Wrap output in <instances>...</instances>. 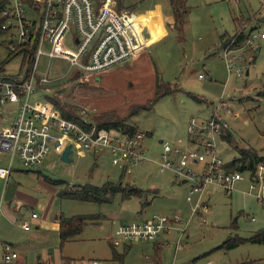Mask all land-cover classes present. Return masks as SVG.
<instances>
[{
	"label": "rangeland",
	"instance_id": "rangeland-1",
	"mask_svg": "<svg viewBox=\"0 0 264 264\" xmlns=\"http://www.w3.org/2000/svg\"><path fill=\"white\" fill-rule=\"evenodd\" d=\"M109 7L138 22L146 47L99 73L75 72L59 58L49 64L41 59L38 90L30 97L34 107L54 112L48 98H58L60 103L70 105L76 116L92 119L94 124L110 111L105 120L116 117L147 133L143 145L150 160L160 158L159 141L181 149L193 148L185 142L189 120L206 122L216 111L226 122L225 135H231L229 141L217 140L223 162L229 163L239 156L238 150L245 149L264 157V39L259 38L264 32V0H110ZM252 27L257 34L255 45L242 46L237 53L242 58L227 71L219 57L220 38L234 34L236 28L248 32ZM9 41L8 36L0 35V75L4 76L18 74L25 67L24 55L9 56ZM41 77L46 82H41ZM157 79L168 87L164 96L154 89ZM134 104L144 108L129 115ZM15 112L11 103L0 105V127L7 125ZM70 156L72 162H65L49 152L42 165L27 168L13 156L12 165L21 175L15 179L16 185L11 177L7 189L19 186L38 200V205L21 207L17 216L23 222L30 220L31 212L38 220L42 218L45 207L52 216L94 218L75 238L63 242L50 228L33 239L32 222L28 232L14 225L13 231L22 241L30 239L37 245L21 252L24 264H264V242L251 239L264 230V202L254 197L255 191H249L248 170L240 173L244 179L237 181L229 193L216 184L206 187L202 199L207 208L200 207L201 214L190 215L192 203L184 199L189 184H181L169 171L160 172L153 162L141 161L123 172L112 165L105 152H73ZM4 158L8 162L10 157L6 154ZM188 168L202 171L200 163ZM28 169L40 175L23 172ZM50 180L64 183L53 185ZM105 181H120L143 194L124 199L116 194L110 202L98 204L58 199L54 192L74 191V184L101 186ZM145 201L150 204L141 208ZM171 213L180 215L182 224L188 221L179 247L174 244L178 236L174 231L154 242L141 240L127 248L111 246L110 232L120 222ZM203 219L205 223H201ZM163 241L167 243L161 245ZM113 251L120 255L119 262L112 260Z\"/></svg>",
	"mask_w": 264,
	"mask_h": 264
},
{
	"label": "built area",
	"instance_id": "built-area-1",
	"mask_svg": "<svg viewBox=\"0 0 264 264\" xmlns=\"http://www.w3.org/2000/svg\"><path fill=\"white\" fill-rule=\"evenodd\" d=\"M110 0H0V35L8 36L9 53L24 55L25 67L18 74L0 75V105L15 106V116L10 124L0 128V151L9 155L8 166H0V176L7 178L13 156L27 167L42 165L49 152L60 155L70 146L72 155L84 153H106L112 165L121 170H132L141 161L153 162L160 172H171L178 181L189 184L184 199L192 203L190 215L201 214L206 209L202 197L206 187L218 185L226 193L234 189L237 181L244 177L240 171L228 172L217 151V140L227 131L225 120L216 111L206 122L191 118L187 132L198 143L193 148H179L168 142L162 143L160 158L150 160L144 153L143 141L146 134L135 130L129 134L120 129L98 128L90 120L82 119L81 124L64 119L56 109L49 112L33 106L30 97L38 90L39 66L41 59L49 64L55 58L68 62L71 69L82 74L99 73L102 70L126 61L146 47L137 21L127 14L109 7ZM238 1V0H234ZM257 34L252 32L241 46L221 49L219 57L227 71L234 67L237 53L244 47H253ZM264 39V32L259 34ZM65 45L71 46L68 49ZM67 43V44H66ZM240 55V56H239ZM239 71L238 69L236 70ZM202 79L203 75L198 74ZM41 82H46L41 77ZM222 107L227 106L221 102ZM226 108V107H225ZM198 133L203 136L199 138ZM202 165L197 173L188 168L190 164ZM249 191L264 202V164L256 165L249 175ZM1 208V205H0ZM36 217L35 213L31 214ZM204 222V219L201 223ZM187 222H180V215H153L138 221H122L109 235L112 247H126L139 240H157L169 231L177 233L174 244L179 247L186 233ZM30 225L23 224L28 230ZM164 245L167 241H163ZM3 261L14 259L17 254L9 245H3ZM90 264H96L92 261ZM251 264H261L253 262Z\"/></svg>",
	"mask_w": 264,
	"mask_h": 264
},
{
	"label": "trees",
	"instance_id": "trees-1",
	"mask_svg": "<svg viewBox=\"0 0 264 264\" xmlns=\"http://www.w3.org/2000/svg\"><path fill=\"white\" fill-rule=\"evenodd\" d=\"M264 21V17H263ZM253 29L250 28L248 32H245L244 29H236L234 34L228 36L223 35L220 38V49L226 47V45L230 46H239L242 44L243 40L253 32ZM1 34V33H0ZM9 56H13V53H8ZM252 62V60H251ZM0 69H3L2 66ZM75 72H78L75 70ZM155 91H157L160 96H164L166 93H168V87L166 84L161 83L157 79L155 87ZM50 103L53 105L55 109L60 110L61 116L69 121H74L76 123L81 124V121L83 118L78 117L73 112L74 109L64 103H60L58 101V98L52 99L51 97L48 98ZM144 108L141 105H133L130 108L129 115H133L137 110ZM110 112V111H108ZM108 112L103 113L101 121L97 123L98 128H113L117 130H121L125 133L132 134L137 130L133 126L129 125L128 123H125V120H117L116 117L113 120H105V116L108 114ZM90 119V118H89ZM92 121V119H90ZM93 122V121H92ZM221 138L227 139L228 141L231 139V135H220ZM239 156L236 158L234 157L229 163H225L223 167L230 172V170H237L240 172H244L248 170L250 173H253L256 169V165L263 163L264 164V157H258L253 151L245 149V150H238ZM125 172V170H123ZM51 181V180H50ZM53 185H58L64 183L62 180L58 181H51ZM75 187H77L76 190L70 191V190H62L59 189L57 192L58 199L65 198L69 200H78L82 202H95L98 204L110 202V199L115 196L116 194H119L121 199L128 198V197H138L140 198L143 194V191L140 189H136L133 187L127 188L126 185H122V183L119 181L117 183H113L110 181H105L101 186H95V185H89V184H74ZM148 203V201L143 202L142 206H145ZM59 234H60V241H66L70 240L76 237L81 231L83 225L91 221V216L86 215H75L71 217H64L62 215L59 216ZM252 240L257 242H264V230L257 232L252 238ZM229 243L230 239L227 240ZM225 244V243H223ZM222 244V245H223ZM128 246L124 247L127 248ZM112 260L115 262H119L120 255H118L116 252H112Z\"/></svg>",
	"mask_w": 264,
	"mask_h": 264
},
{
	"label": "crops",
	"instance_id": "crops-1",
	"mask_svg": "<svg viewBox=\"0 0 264 264\" xmlns=\"http://www.w3.org/2000/svg\"><path fill=\"white\" fill-rule=\"evenodd\" d=\"M13 110H14V107H13ZM13 118L10 119V121L7 125L10 124V122ZM7 125H4V127ZM2 127H0V128H2ZM145 134L147 136V133H145ZM224 134L225 133H223V135ZM196 136H199V138L203 137L201 135V133H198V135H196ZM186 137L187 138L185 139V142L189 146L194 147L196 138L190 133H187ZM159 143H160V141H159ZM5 155H6L5 153L0 151V166H3V167L8 166V163H9V160H8V162L5 160V158H4ZM70 158H71V156H70ZM146 162H148V161H146ZM18 171H20V170L15 169L13 167V165L11 164V168L9 170L8 177L2 178L0 176V205H1V208H0V264L1 263L2 264H24V257H23V254L21 255V252L22 251L26 252L27 249H31V248H34L37 246L33 240L29 239L27 241H22L20 239V236L16 235V233L13 231L14 225H17L23 232H28L31 229L30 223L32 222L33 228H34L33 239H39L40 237H42L43 236L42 233H44V230L47 228H50V229L54 230L55 233L59 234V220H60L59 216H60V214H59V216L57 214L52 216L50 213L47 212L48 209L46 207H45L46 211L44 213V216L42 218H40L39 220H38L37 215L35 218L31 217L32 212L30 213V216H29L30 220L27 222H23L21 220V218H19V216H17V214H18V212L22 206H24V205L27 206L28 204H31L33 206L38 205V200L31 198L29 196L28 192H25L26 190H22L21 188H19V186L13 187L11 185L10 188L7 189L8 180L11 179V177L13 178L14 184L17 183L15 181V179L17 178V176L21 175L20 173H18ZM23 172L24 173H35L36 175H40L39 172H36V171L33 172V171H30L29 169L27 171H23ZM2 182H4V186L1 187ZM8 190H9V192H8ZM54 192L56 193V196H57L58 190L54 189ZM155 196H156V194H154L153 197H155ZM53 199H54V196H53ZM142 204H143V202H142ZM142 204H141V208H144L146 205L150 204V201H148V203L145 206H142ZM140 211L141 210H139L138 212L140 213ZM24 223H27L30 225V228L28 230L23 229ZM18 234H20V233H18ZM59 238H60V234H59ZM144 241L154 242L152 240H144ZM138 242H143V241L139 240ZM138 242H135V243H138ZM6 244L10 246V249L12 252L14 251L17 254V256L14 259H12L8 262L3 261L2 247H3V245H6ZM12 262H14V263H12ZM46 263L48 264V261Z\"/></svg>",
	"mask_w": 264,
	"mask_h": 264
},
{
	"label": "water",
	"instance_id": "water-1",
	"mask_svg": "<svg viewBox=\"0 0 264 264\" xmlns=\"http://www.w3.org/2000/svg\"><path fill=\"white\" fill-rule=\"evenodd\" d=\"M249 63H251V60L249 61ZM246 73H248V72L246 71ZM160 143H162V141H160ZM70 153H71L70 146H66L65 149L59 155L60 159L65 161V162H72V160L69 156ZM185 181L186 180L183 179V181H181V184H183Z\"/></svg>",
	"mask_w": 264,
	"mask_h": 264
}]
</instances>
